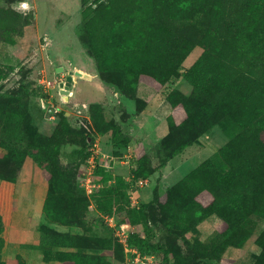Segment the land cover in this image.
Here are the masks:
<instances>
[{
    "label": "rangeland",
    "instance_id": "rangeland-1",
    "mask_svg": "<svg viewBox=\"0 0 264 264\" xmlns=\"http://www.w3.org/2000/svg\"><path fill=\"white\" fill-rule=\"evenodd\" d=\"M83 8L81 0H0V195L5 191L17 201L10 225L0 230V262L18 258L24 264H75L64 256L65 252H75L101 256L107 264H178L190 260H195L194 264H256L262 218L255 217L252 234L240 244L218 235L222 218L217 214L186 231L167 230L160 221H129L130 208L151 200L146 195L140 197L145 190L132 174L134 151L130 146L112 145L107 136L98 138L88 116L94 108L101 129L108 127L107 121L116 120L110 97L118 96V86L104 83L99 76L92 80L78 76L67 100L61 87L67 71L80 70L81 66L97 69L81 40L86 22ZM203 51L199 45L193 49L184 61L183 74ZM183 74L167 88L191 93L193 85ZM49 79L54 86H47L45 80ZM105 86L109 96L103 102L100 93ZM164 99L159 92L149 105L150 111ZM47 103L58 105L60 111L51 110ZM63 110L69 112L72 130L62 127ZM121 116L118 113L116 121ZM125 121L124 133L136 137L133 123L128 118ZM37 134L44 143L38 142ZM88 135L94 138L92 144L86 141ZM229 139L225 129L216 125L203 134V146L195 144L174 158L168 173L159 166L146 185L152 198L156 186L165 192ZM157 142L149 139L147 145L159 165L162 156ZM58 172L64 178L62 183L56 180L52 188L50 178ZM118 177L126 183V195L111 201L104 192L116 185ZM53 231L73 234L77 239L71 245H53ZM25 235L39 243L23 241ZM140 237L150 246L141 244ZM168 248L174 250L166 253Z\"/></svg>",
    "mask_w": 264,
    "mask_h": 264
},
{
    "label": "trees",
    "instance_id": "trees-1",
    "mask_svg": "<svg viewBox=\"0 0 264 264\" xmlns=\"http://www.w3.org/2000/svg\"><path fill=\"white\" fill-rule=\"evenodd\" d=\"M81 1L86 18L81 40L101 79L136 100L139 110L144 103L137 94L141 82L165 90L182 76L184 61L193 49L204 48L183 74L193 85L191 93L177 88L167 92L172 111L169 130L157 142L161 163L156 165L146 144L137 142L132 167L136 178L152 176L188 147L201 145L200 138L216 125L230 135L213 155L165 192L156 186L150 201L130 208L129 221H160L167 230L186 231L217 214L222 218L218 235L240 244L252 234L255 217L264 219V0ZM68 113L61 111L62 127L72 130ZM92 119L98 133L112 130L115 144L130 145L132 137L118 121L109 120L108 127L101 129L94 108ZM93 139L86 136L89 144ZM56 149L50 151L51 156ZM63 178L58 172L50 178L51 187ZM125 185L118 177L104 196L111 201L115 196L124 197ZM16 209L14 196L2 191L0 230L10 225ZM52 234L53 245H71L77 239L73 234ZM138 241L150 246L142 237ZM256 241L260 248L256 264H264V229ZM64 256L75 264H107L101 256L75 252ZM0 264L24 263L8 258Z\"/></svg>",
    "mask_w": 264,
    "mask_h": 264
},
{
    "label": "crops",
    "instance_id": "crops-1",
    "mask_svg": "<svg viewBox=\"0 0 264 264\" xmlns=\"http://www.w3.org/2000/svg\"><path fill=\"white\" fill-rule=\"evenodd\" d=\"M79 69L90 74V77H83V78L92 80L96 76L100 77L98 67L96 70H93L94 68L91 69V68H86V67H82V66L79 67ZM102 81H104V80H102ZM104 83H105V81H104ZM172 89H174V88H165V90H163V91H158L153 86H151L147 83L141 82L138 86L137 94H138V97L144 101V103L141 105L142 107L140 110L138 109V105L136 103V100L131 99L130 97L124 95L119 90H117L115 92V94L118 95L117 97H115L114 95H111L110 100H113L111 102L112 103V105H111L112 117H115V119L118 120L117 114L120 113L122 115L121 116L122 118L118 122L123 126V128H126V126H127V122L125 121V119L128 118L130 120V122L133 123V126L131 129L134 132V135H136V137H132V141L129 145L130 149L132 148L133 151H134V148H135V146L139 140H142L146 144V146L148 147L147 144H148L149 139H154V141L157 142L158 140H160L162 137H164L167 134V132L169 130L168 116L172 111V105L170 104V102L167 99V92L172 90ZM159 92L164 94L166 96V99L162 100L161 103L157 104L158 106L155 107L154 111H150L149 105H150L152 99L154 97H156V95H158ZM100 94H101V100L104 102V100L109 96L107 86H105L104 91H101ZM85 99H88V97L87 98L85 97ZM165 101H167V103L164 104ZM103 106L106 108V105H103ZM162 115H164V116H162ZM88 116L90 117L92 124H93L91 112H89ZM166 125H167V128H165ZM93 126H94V124H93ZM96 135H99L98 138H100V136H102V137L107 136L108 140L113 145L114 139H113L112 130L106 131L104 133H98L96 131ZM98 138H97V141H98L97 143L100 144ZM200 140L202 141V137L200 138ZM116 144H118V143H116ZM134 158H135V153H134ZM173 160H174V158L165 167L162 168V170H164L165 173H168V170L169 171L171 170ZM132 165L133 166L136 165L135 159H134V163ZM150 177H148L149 180H150ZM148 187L149 186H143L142 187L143 190H145V192H140V195H141L140 197H143L144 195H146L147 197H150L152 199V193H149ZM148 201H150V199ZM16 211L17 210H15L13 212L15 213ZM26 238H27V235H25V239H23V241L31 242V243H33V245H36L37 243H39L37 238L34 240H29L28 238L27 239Z\"/></svg>",
    "mask_w": 264,
    "mask_h": 264
},
{
    "label": "water",
    "instance_id": "water-1",
    "mask_svg": "<svg viewBox=\"0 0 264 264\" xmlns=\"http://www.w3.org/2000/svg\"><path fill=\"white\" fill-rule=\"evenodd\" d=\"M60 70L63 69V67L59 68ZM90 77V74L83 72L81 70H69L67 71V80L64 82H61V87L63 88L64 92V100H67L68 94L73 86V83L75 81L76 77Z\"/></svg>",
    "mask_w": 264,
    "mask_h": 264
},
{
    "label": "built area",
    "instance_id": "built-area-1",
    "mask_svg": "<svg viewBox=\"0 0 264 264\" xmlns=\"http://www.w3.org/2000/svg\"><path fill=\"white\" fill-rule=\"evenodd\" d=\"M45 82L47 83V86H51V85H55V84H52L53 82H52V80H45ZM72 93V89L70 90V92H69V95ZM48 106V107H50V109L51 110H54L55 112H59L60 111V107L58 106V105H55V104H50V103H47V104H45V106ZM149 178H144V177H141V178H139L138 180H136V184L137 185H141L142 187L143 186H146L147 184H149Z\"/></svg>",
    "mask_w": 264,
    "mask_h": 264
}]
</instances>
